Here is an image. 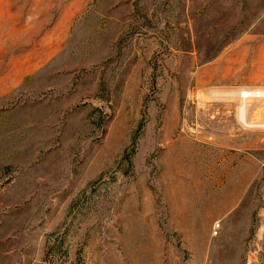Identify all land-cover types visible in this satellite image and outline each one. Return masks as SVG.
<instances>
[{
  "label": "rangeland",
  "instance_id": "rangeland-1",
  "mask_svg": "<svg viewBox=\"0 0 264 264\" xmlns=\"http://www.w3.org/2000/svg\"><path fill=\"white\" fill-rule=\"evenodd\" d=\"M263 262L264 0H0V264Z\"/></svg>",
  "mask_w": 264,
  "mask_h": 264
},
{
  "label": "bare ground",
  "instance_id": "bare-ground-1",
  "mask_svg": "<svg viewBox=\"0 0 264 264\" xmlns=\"http://www.w3.org/2000/svg\"><path fill=\"white\" fill-rule=\"evenodd\" d=\"M247 92V91H246ZM257 91H254L253 93L252 92H248L251 95H256ZM238 112H239V120L242 121L245 125L247 124V121H246V108H245V104H241V106H239L238 108Z\"/></svg>",
  "mask_w": 264,
  "mask_h": 264
},
{
  "label": "built area",
  "instance_id": "built-area-1",
  "mask_svg": "<svg viewBox=\"0 0 264 264\" xmlns=\"http://www.w3.org/2000/svg\"><path fill=\"white\" fill-rule=\"evenodd\" d=\"M255 94H258L259 95L261 93L258 91ZM248 96H250V94L248 92H243L242 97H248ZM219 226H220L219 221H215L214 224H213V231H214V233L217 232Z\"/></svg>",
  "mask_w": 264,
  "mask_h": 264
},
{
  "label": "crops",
  "instance_id": "crops-1",
  "mask_svg": "<svg viewBox=\"0 0 264 264\" xmlns=\"http://www.w3.org/2000/svg\"><path fill=\"white\" fill-rule=\"evenodd\" d=\"M225 206V205H224ZM224 221H226V219L224 220ZM223 225H224V227H225V222H223ZM264 263V262H263Z\"/></svg>",
  "mask_w": 264,
  "mask_h": 264
}]
</instances>
